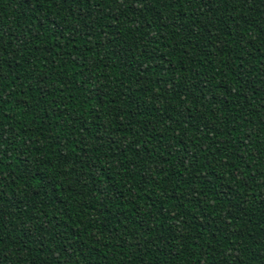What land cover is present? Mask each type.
<instances>
[{"label": "trees", "instance_id": "1", "mask_svg": "<svg viewBox=\"0 0 264 264\" xmlns=\"http://www.w3.org/2000/svg\"><path fill=\"white\" fill-rule=\"evenodd\" d=\"M0 264H264V0H0Z\"/></svg>", "mask_w": 264, "mask_h": 264}]
</instances>
